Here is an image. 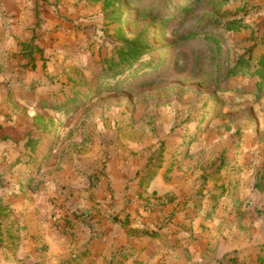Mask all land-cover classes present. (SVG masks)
Returning a JSON list of instances; mask_svg holds the SVG:
<instances>
[{
    "label": "rangeland",
    "instance_id": "1",
    "mask_svg": "<svg viewBox=\"0 0 264 264\" xmlns=\"http://www.w3.org/2000/svg\"><path fill=\"white\" fill-rule=\"evenodd\" d=\"M25 2L32 26L0 31V124L20 131L0 141V264L36 263L22 247L62 181L89 226L228 215L264 241V0ZM123 37L145 52L111 68Z\"/></svg>",
    "mask_w": 264,
    "mask_h": 264
},
{
    "label": "crops",
    "instance_id": "2",
    "mask_svg": "<svg viewBox=\"0 0 264 264\" xmlns=\"http://www.w3.org/2000/svg\"><path fill=\"white\" fill-rule=\"evenodd\" d=\"M1 2L0 31H9L4 36L12 40L15 31H25L34 21L31 19L29 23L26 16L27 10L33 11L26 8L25 0ZM44 17L51 23L56 14L46 9ZM50 185L41 189L38 205L41 219L29 228L28 233L35 236V240L29 235L22 247L25 255L38 257L34 264H251L261 249L260 243L264 242L257 237L251 240L241 228L230 229L232 217L228 215H200L195 221L182 219L178 221L181 227L166 225L163 218L154 215L138 219L132 215L134 220L124 228L110 222L106 226V221L89 226L77 222L75 212H84L94 203L78 198L75 191L72 192L74 199L68 201L74 184L62 181ZM66 203L68 208L55 209ZM60 216L65 217L61 224L57 223ZM245 222L247 220L243 219V226ZM157 226L161 229L157 230L155 238L151 235L139 238L138 234L144 233L134 230L152 231ZM101 231L104 233L99 234ZM128 232H136V238L130 236L128 239Z\"/></svg>",
    "mask_w": 264,
    "mask_h": 264
},
{
    "label": "trees",
    "instance_id": "3",
    "mask_svg": "<svg viewBox=\"0 0 264 264\" xmlns=\"http://www.w3.org/2000/svg\"><path fill=\"white\" fill-rule=\"evenodd\" d=\"M114 2L115 0H105V6L111 7ZM143 45L144 43L138 38L130 40L123 37L122 43L118 44L115 48L117 57L108 59L107 64L110 65L111 68L117 69L121 67L132 66L144 54L145 51L143 49ZM259 68L262 75H264V56L259 61ZM17 132L20 133V131L16 127H3L0 124V141L13 140L14 142H19V139L16 138V135H13ZM23 138H25V134ZM42 153L43 151H40V154Z\"/></svg>",
    "mask_w": 264,
    "mask_h": 264
}]
</instances>
